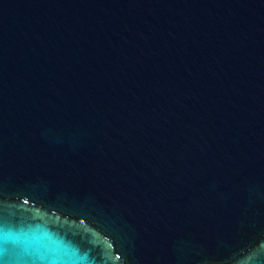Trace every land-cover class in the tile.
Listing matches in <instances>:
<instances>
[{"label":"water","instance_id":"water-1","mask_svg":"<svg viewBox=\"0 0 264 264\" xmlns=\"http://www.w3.org/2000/svg\"><path fill=\"white\" fill-rule=\"evenodd\" d=\"M0 264H264V0H0Z\"/></svg>","mask_w":264,"mask_h":264}]
</instances>
